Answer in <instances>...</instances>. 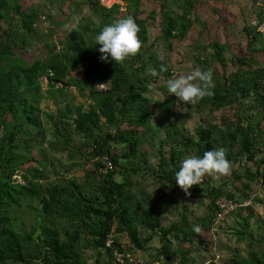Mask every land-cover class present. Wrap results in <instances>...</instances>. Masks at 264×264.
Returning a JSON list of instances; mask_svg holds the SVG:
<instances>
[{
  "label": "rangeland",
  "instance_id": "rangeland-1",
  "mask_svg": "<svg viewBox=\"0 0 264 264\" xmlns=\"http://www.w3.org/2000/svg\"><path fill=\"white\" fill-rule=\"evenodd\" d=\"M7 1L8 15L0 20V48L3 44L8 47L0 60L4 69L15 64L45 60L44 42L52 43L54 51H57L69 29H76L85 38H92V30L102 21L114 23L131 16L140 28L138 37L142 47L136 58L128 57L122 65L125 69H135L130 79L142 90L147 115L145 119L125 120L115 126H107L100 117V128L92 135H83L74 129L72 123L73 107L81 105L85 110L90 102L83 69L67 67L63 79L56 81L52 87L46 85L50 76L46 72L49 70L42 71L37 78L40 84L37 96L33 97L27 90L22 92L38 108V126L25 120V112L16 96L9 103L0 104V142H4L3 134L12 125L22 122L23 126L15 132L13 143L19 155L31 158L21 162L11 178L22 182L21 177L25 175L41 184L73 178L84 185L85 192L97 194L94 186L105 171L99 164L94 143H101L105 132L116 133L117 129L136 126L137 152L131 159H121L123 168H116L114 179L125 182V190L133 200L142 204L156 201L159 209L156 221L160 225L168 226L183 217L187 226L193 228L204 218L206 231L198 233L191 242L179 241L173 233H169L167 239L171 249L167 255H160L157 253L160 242L154 235L155 230L138 227L139 238L148 234L151 237L142 249L127 250L131 258L139 259L136 264H239L236 258H246L243 264H250V251L264 249V242L258 240L264 235V181L258 172L252 173L255 163L243 161L242 157L231 163L230 175L220 176L219 179L206 175L205 181L200 183L202 193L209 188L220 187L221 194L231 195L244 215L232 216L228 213L221 219H215L210 198L200 194L186 196L162 182L157 164L162 155L166 162L164 167H171L168 161L171 149L175 151L178 167L186 156L195 155L194 144H182L181 138L186 135L192 141L196 140L197 126L209 129L216 149L223 147V133L234 131L238 134L241 129L254 130L260 141L258 145L264 146V0H117L113 3L117 4L116 9L111 8L110 15L106 17H103V10L95 0H76L77 5L70 8L65 4L67 0ZM14 4L19 5V11L34 15L27 28L20 26ZM257 12L262 17L259 23H256ZM168 18H178L181 25L163 38L160 29ZM252 35L255 38L251 40ZM240 60L250 61L253 67L244 66ZM197 68L212 69L215 72L214 84L220 86H226L235 74L251 72L259 79V84L247 96L234 98L233 94L224 92L220 101L215 103L200 100L195 105L183 104L167 91L166 81L173 78L170 70L173 76H179ZM149 69H155L158 75L151 76ZM96 87L107 88L108 85L104 83ZM163 120L175 123L172 129L169 127V137L164 136V124L160 125ZM183 128H186V133ZM238 139L232 143L233 150L238 147ZM125 147L124 143L108 141L107 148L118 155ZM164 190L171 198L168 203L163 199L165 195H161ZM20 203L21 206L12 205L8 212L20 221L18 229L26 231L36 218V202L27 198ZM243 217L247 219L246 226L241 221ZM43 222L57 228L61 236L68 228L60 218L47 217ZM113 228L118 242L128 244L127 235L118 221ZM85 234L80 232L81 236ZM88 254L91 261L93 252H84L85 256ZM116 263L103 254L96 262Z\"/></svg>",
  "mask_w": 264,
  "mask_h": 264
},
{
  "label": "trees",
  "instance_id": "trees-1",
  "mask_svg": "<svg viewBox=\"0 0 264 264\" xmlns=\"http://www.w3.org/2000/svg\"><path fill=\"white\" fill-rule=\"evenodd\" d=\"M99 1L95 0V3L103 10V17L109 16V10L117 7V4H113L117 3V0ZM134 1L136 2V0ZM65 4L70 8L76 6L77 1L67 0ZM101 4L111 5L105 8ZM13 9L19 17L20 26L27 28L34 15L19 11L18 4H14ZM7 10L8 1L0 0V20L7 17ZM256 17V23L262 21L261 13L257 12ZM111 23L113 22L102 21L92 30V38H85L76 29L67 30L63 45L58 47L57 51H54L55 46L52 43L45 41L47 57L45 60H34L29 64H15L6 69L0 66V104L9 103L13 96H16L17 102L25 112V120L36 127L39 125L36 116L38 108L22 92L27 90L33 97L37 96L40 92V84L37 78L42 71L49 70L46 72L47 74L50 73L46 85L52 87L56 81L63 79L67 67H81L90 102L85 110L82 109L81 105L73 107L72 123L77 132L87 136L92 135L95 130L100 128V117L103 118L107 126H115L125 120L145 119L147 117L144 110L145 97L142 95L139 85L130 79V75L134 73L135 69H125L122 63L112 61L110 56L106 61L101 60L100 45L94 43L95 36L105 25ZM180 25L178 18H168L160 29L161 35L163 38H167ZM255 33L259 34V32ZM254 38L255 36L252 35L251 40ZM7 51V45L3 44L0 48V60ZM129 58L134 59L136 55ZM240 61H243L242 64L248 68L253 67L250 61ZM242 66L240 68L244 69ZM212 73L215 74L214 71ZM258 80L252 72L246 75L235 74L233 78L229 79L226 86L225 84L223 86L215 84L212 89L214 95L205 97L201 101L218 102L224 92L233 94L234 98L247 96L258 86ZM104 83L108 85L107 88L96 87V85H103ZM66 110L70 111L68 108ZM160 125L165 128L164 136H171L169 127L173 128L174 121L163 120ZM22 126V122L12 125L10 130L3 134L4 142H0V264H96L100 254L112 259L111 249L104 246V240L109 233L112 234V248H117L120 252L129 249H142L145 242L150 239L151 234L139 238L138 227L150 231L155 230L154 235H157L160 242L157 250L160 255H167L171 249L170 241L167 239L169 233H173L179 238V241L184 242H191L192 238L198 235L192 227L187 226L183 217L178 221L170 222L168 226L160 225L156 221L159 212L157 202L151 200L142 204L133 200L125 190V182L114 179L116 168H123L121 159H131L137 152L138 134L136 132L138 131L135 130L136 126L132 128L130 125L128 129H117L116 133L105 132L101 143H94L97 148L96 155L99 157V164L103 166L101 160L104 156L111 163V169L105 170L104 174L98 177L94 186L97 189V194L85 192L84 185L73 178H63L57 182L41 184L22 175V182L14 181L11 176L17 166L21 162L31 160L24 154L19 155L18 148L13 143L15 132H18ZM183 131L186 133V128H183ZM195 134L196 140L194 141L183 135L181 143L192 142L196 156L202 157L205 151L216 149L213 146L209 129L197 126ZM256 135L254 130L246 129H241L238 134L234 131L225 132L221 137L222 146L227 150L226 158L231 163L242 157L243 161L254 162L256 168L252 173L258 172L261 180L264 181V151L260 149L261 145H258L260 141ZM238 137V147L233 150L232 143ZM108 141L124 143L125 150L119 155L110 152L107 148ZM174 152L173 149L169 150L168 161L171 163V167L168 169L164 167L166 162L162 155L159 156L157 166L160 168V180L166 185L177 188L179 193L185 195L175 181L174 174L179 170V167L175 164ZM258 167L259 170H257ZM252 173L250 172V175L254 176ZM205 177L202 182L205 181ZM202 191L203 188L200 184L193 185L189 189L191 195L200 194L204 198H210L209 204L213 205L215 219L217 218V210L214 206L213 197L227 196L233 198L231 195L221 194L220 187L217 186L207 189L205 193ZM163 193L161 195H165L163 199L168 203L171 198L166 190ZM27 198H32L36 202V212L34 213L36 218L29 229L23 231L18 229V222L20 221L14 219L8 210L12 205L21 206L20 201ZM240 212L241 209L235 207L229 213L234 214V216H242L243 214ZM47 217L60 218L67 223L68 228L64 230L62 236L57 228L43 222L44 218ZM203 219L199 220L198 224L201 227V232L206 231L204 226L206 223ZM115 221H118L125 231L128 244H122L116 239L113 228ZM241 221L243 226H246L247 219L243 217ZM81 231L86 234L81 236ZM258 240L264 242V235L260 236ZM84 252H93L94 256L91 261L89 260L91 256L89 254L85 256ZM250 254V264H264V249L250 251ZM236 259L239 264L246 262V258ZM123 264L131 263L124 259Z\"/></svg>",
  "mask_w": 264,
  "mask_h": 264
},
{
  "label": "clouds",
  "instance_id": "clouds-1",
  "mask_svg": "<svg viewBox=\"0 0 264 264\" xmlns=\"http://www.w3.org/2000/svg\"><path fill=\"white\" fill-rule=\"evenodd\" d=\"M139 31V26L131 16L105 25L94 38V43L100 45L99 52L102 53L100 59L106 61L110 56L112 61L123 63L126 58L137 55L142 47L138 37ZM162 70L166 69L162 67ZM149 74L155 77L158 72L149 69ZM172 77L166 81L167 91L174 94L183 104L195 105L203 98L214 95L212 89L215 84L210 68L207 70L197 68L188 74ZM226 151L225 148L219 147L205 151L202 157L188 155L182 160L174 176L176 184L185 195L190 196L189 189L193 185H199L205 175L219 179L220 176L231 174V162L226 158ZM193 231L200 233L201 227L194 225Z\"/></svg>",
  "mask_w": 264,
  "mask_h": 264
},
{
  "label": "built area",
  "instance_id": "built-area-1",
  "mask_svg": "<svg viewBox=\"0 0 264 264\" xmlns=\"http://www.w3.org/2000/svg\"><path fill=\"white\" fill-rule=\"evenodd\" d=\"M99 1V0H98ZM100 2V1H99ZM171 75L173 76L174 73L172 70H170ZM260 149L264 151V146H260ZM103 162V169L108 170L111 169V163L104 156L102 158ZM214 206L217 210V218L222 217L224 214L229 213L231 210H233L235 207H237V204L235 203V200L233 198L227 197V196H220L214 199ZM112 234L109 233L105 240H104V246L109 247L111 249V256L112 259L117 263H123L124 259H127L128 262L136 264L137 262H140L137 258H131L132 255L128 251H118L117 248H112Z\"/></svg>",
  "mask_w": 264,
  "mask_h": 264
}]
</instances>
